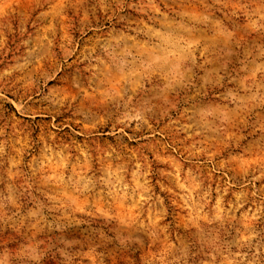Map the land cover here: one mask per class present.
<instances>
[{
    "label": "rangeland",
    "instance_id": "1",
    "mask_svg": "<svg viewBox=\"0 0 264 264\" xmlns=\"http://www.w3.org/2000/svg\"><path fill=\"white\" fill-rule=\"evenodd\" d=\"M0 264H264V0H0Z\"/></svg>",
    "mask_w": 264,
    "mask_h": 264
}]
</instances>
